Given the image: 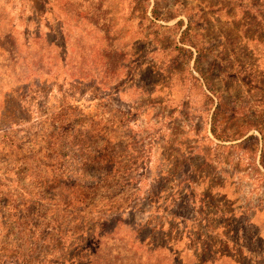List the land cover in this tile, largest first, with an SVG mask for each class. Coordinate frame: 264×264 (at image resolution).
<instances>
[{"label":"rangeland","instance_id":"rangeland-1","mask_svg":"<svg viewBox=\"0 0 264 264\" xmlns=\"http://www.w3.org/2000/svg\"><path fill=\"white\" fill-rule=\"evenodd\" d=\"M262 137L264 0H0V264H264Z\"/></svg>","mask_w":264,"mask_h":264},{"label":"trees","instance_id":"trees-1","mask_svg":"<svg viewBox=\"0 0 264 264\" xmlns=\"http://www.w3.org/2000/svg\"><path fill=\"white\" fill-rule=\"evenodd\" d=\"M190 32H191V28H190V25L187 27L181 32V36H180V43H182L183 45H187V46H190L194 49H196V52H197V57L195 58V61L197 63H200L203 61V59H201V53H200V47L197 43L195 42H192L190 41ZM178 50H182L184 52H187L189 54L190 57H192V53L191 51H187V49H184L183 47H179ZM198 70V68H197ZM74 77H76V79H83V75L81 73H79L78 75H74ZM220 103V102H219ZM219 107H222L219 105L216 106V108L214 109V112H213V115H216V113H218V108ZM219 128V129H217ZM210 132L213 136L214 139H216L217 141H220V142H234L236 140H241V144H244L248 141H250L251 139H254L255 141H257V138L256 137H245V134H240V135H232V133H229V135L225 132V130H221L220 127L218 126L217 127V118L215 116H212V122H211V129H210ZM59 141L58 140H55V142L53 143L54 147L55 146H58V143ZM261 164L264 165V137L261 138ZM52 145V146H53ZM75 147L71 146L70 149L68 150L69 153H71L72 151H75V152H78V150H81V152L84 150L85 146H79V145H76L74 144ZM219 147V146H217ZM236 147V146H234ZM224 148V147H222ZM109 149V147L107 148V150ZM94 152L93 156H94V159H93V162H102L104 163V168L105 170H107L108 168H110V166L112 165V155L110 153V151H108V154H102V153H99V151H92ZM98 153V154H97ZM83 156V155H82ZM88 160V159H87ZM89 162H92L90 160H88ZM69 190V187H61V191H67ZM63 197H61V200H62ZM78 204V202L76 203H73L72 205H76ZM67 214H72V215H76V211L72 212V213H68V211H66ZM121 222L120 220L116 222V224L114 225V229L116 228V225L117 223ZM101 228L104 227V225H101L100 226ZM113 232V229H110L109 231H105V234L107 233H112ZM189 234V239H192L195 235L192 234V233H188ZM198 235V234H197ZM193 241V240H191ZM201 253L200 254H203L201 257H199V255H197V259L200 261V263H213V260L218 258V259H221V258H226L228 257L227 253L228 251L225 250V249H219V250H215V251H212L210 250L208 247H204L203 250L200 251Z\"/></svg>","mask_w":264,"mask_h":264}]
</instances>
